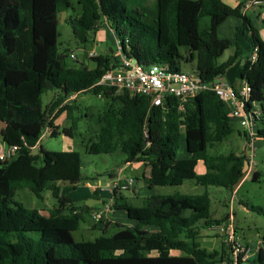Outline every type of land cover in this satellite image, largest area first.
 Returning a JSON list of instances; mask_svg holds the SVG:
<instances>
[{"label":"trees","instance_id":"1","mask_svg":"<svg viewBox=\"0 0 264 264\" xmlns=\"http://www.w3.org/2000/svg\"><path fill=\"white\" fill-rule=\"evenodd\" d=\"M78 17L66 22L80 44L88 42L106 23L121 46V52L139 64L181 70L180 61L195 63L204 83L224 76L237 58L240 45L248 42V55L257 47V59H246L241 68L251 88L250 102H264V41L241 14L244 2L232 8L223 0H77ZM69 0H0V132L7 147H16L0 162V264H218L229 261V248L209 252L200 245L202 229L220 222L210 218V199L174 193L152 195L140 207L114 201L115 211H124L132 227L118 225L111 236L75 243L71 234L91 213L60 195L59 183L82 181L79 151L52 152L33 147L46 127L50 137L60 133L72 138L80 118L92 124V136L84 145L87 155L120 152L124 163H145L150 188L181 186L187 181L204 189L221 187L233 191L243 179L247 157L243 154L210 156L208 150L232 133L226 106L211 91L179 101L166 98L161 107L149 108L148 99L115 88L96 85L111 64L112 55L90 58L69 65L67 52L57 44L60 13L68 12ZM228 18H241L233 40L219 38L217 29ZM233 48L226 62L217 60ZM183 49V54L180 53ZM56 97L42 108V95ZM93 92L106 100L102 113L75 116L77 107L66 100L72 94ZM62 113L70 126L59 131L53 121ZM257 140H264V120ZM181 130L184 155L178 157ZM83 144V143H82ZM201 164L205 172L197 174ZM255 178V177H254ZM28 188L37 198L49 190L56 205L48 215L28 210L13 201L14 191ZM253 210V209H252ZM258 264H264L260 250ZM240 264V262L238 263Z\"/></svg>","mask_w":264,"mask_h":264},{"label":"rangeland","instance_id":"2","mask_svg":"<svg viewBox=\"0 0 264 264\" xmlns=\"http://www.w3.org/2000/svg\"><path fill=\"white\" fill-rule=\"evenodd\" d=\"M69 1L70 7L68 9L67 16L78 17L80 14V8L77 4V0ZM259 19L260 20L258 22H256V20H251V25L253 28L255 27L254 29L258 33L260 39L264 41V16ZM235 20L236 19L231 18L223 23L217 30V36L219 38L232 40V29ZM57 44L60 52H67L68 55H75L76 60H68L69 65L72 67H78L79 62L81 61L82 63L85 62V65L88 68H94V61L88 58L89 52H93L96 56L113 55L115 57H119L117 42L112 31L107 26H102L99 28L95 35L91 34L87 43L80 44L74 37L69 24L66 22H60V18H58ZM243 46L245 49L247 48V45ZM234 51L235 50L233 48L228 49L217 60V62L219 64L226 62L228 57L233 55ZM180 53L183 54V49H180ZM231 67L232 65L228 69ZM180 68L183 72L188 74H196L194 62L186 63L181 60ZM230 75L233 81L238 78V75L235 76V69H232ZM226 79L227 77L224 76V78H221V81L225 84H228L226 83ZM120 93L121 92H116V94ZM55 95V91H48L42 95L41 103L43 109H45L51 103ZM67 104L77 107V112H75V116L77 117H82L84 114L89 116L93 114H99L102 113L106 108V100L98 95H95L93 92H86L76 95V97L72 100H69ZM57 120L58 124L62 125V127L57 126L59 131H62V129L70 126V123L66 117H57ZM91 128V122L85 118H80L79 128L72 138L66 137L60 133L56 137L46 136L42 138L40 142V145L45 151H79L81 153L80 170L83 179L74 186L66 183L60 184L61 196L69 197L78 206H86L90 201H92V195L95 192L99 196L98 201H100V203L93 206L94 209L97 210L85 215L84 222L80 224L77 231L71 234L75 243L93 241L95 238L100 236H111L116 231H118V228L108 221L110 214H106L102 220H95L94 213L103 211V203L111 198V193L109 191L110 188L108 189L107 187V179L112 172L116 173L117 169L123 167L124 155L120 152H115L110 155L85 154L83 148L92 136ZM232 129L233 133L226 140L217 144L213 149L208 150V155L218 156L228 155L230 153H240V155H247V151L243 150L242 138L240 135H238L241 129L238 122H232ZM183 146L184 141L181 132L180 150L178 154L182 153ZM38 152L39 148L33 149V153ZM252 160L253 166L250 171L251 174L249 173L243 179L237 188L235 195L231 197V191L221 187H207L206 191L210 199V211L212 212L211 217L213 216L214 218L220 219L227 214L229 215L231 211H233L235 215L234 230L237 240L249 245L252 249V252L253 250H257V248H260V250L264 252V140H258L255 143ZM142 171L143 167L138 169L135 167L132 169L127 167L123 172L126 177L136 176L140 179L142 177ZM121 183L122 181L117 179L112 182V184ZM189 184L193 185L191 181H187L181 186L156 187L155 193L158 195H172L174 193L200 194L205 191L201 186H196V188L189 190ZM145 190H147V188H145ZM123 192H125V195L128 196L126 191ZM141 194H143V192ZM13 201L20 204L25 209L37 210L41 215L45 216L48 215L49 211L56 205V202L49 190H44L41 193V198H37L29 191L28 188L16 189L14 191ZM225 219L226 220L224 221H216L220 222L219 225H222V222H224L223 224L225 225L229 222V216H227ZM217 226L218 225H216V227ZM206 232L207 230L205 229L201 230L199 237V239H201V247L209 252L215 250L218 251L220 249L221 240L220 242L218 239H215L211 242L203 240L204 238H210L212 240L214 239V236L207 237ZM224 245L226 244L224 243ZM257 258V255H253L252 253L248 256V262H242L240 264H258Z\"/></svg>","mask_w":264,"mask_h":264},{"label":"built area","instance_id":"3","mask_svg":"<svg viewBox=\"0 0 264 264\" xmlns=\"http://www.w3.org/2000/svg\"><path fill=\"white\" fill-rule=\"evenodd\" d=\"M264 0H247L244 2L242 10H248L255 6L262 5ZM119 57L117 62L111 64L102 74L96 85L115 88L116 92H128L131 95H139L148 99L149 108L161 107L166 98H175L179 101V109L183 110L182 103L189 97H194L203 91H211L226 106L229 117L238 122L244 137V151H247V168L243 179L250 173L253 166V151L257 141L258 123L261 119L260 108L250 102L251 88L245 78H241L240 85L234 88L217 78L213 83H204L195 74H188L182 70L175 72L166 66L153 64L145 66L139 64L134 58L127 57L121 52L118 44ZM93 52L88 53V58H94ZM70 60H76L74 54H69ZM257 59V47L248 55L247 60L252 65ZM72 94L65 103L76 97ZM52 128L46 127L34 148L40 149L42 138L51 136ZM16 151V147H6L0 153V162L8 160ZM122 170L119 171L121 173ZM242 179V181H243ZM133 185V179H128L121 184H111V192L125 191ZM114 201L109 200L103 205V211L94 213L95 220H102L104 216L113 211ZM222 241L229 248V261L222 260L218 264H238L246 262L252 253L249 245L237 240L234 226L229 217L228 224L222 229Z\"/></svg>","mask_w":264,"mask_h":264},{"label":"crops","instance_id":"4","mask_svg":"<svg viewBox=\"0 0 264 264\" xmlns=\"http://www.w3.org/2000/svg\"><path fill=\"white\" fill-rule=\"evenodd\" d=\"M247 0H229V1H225V0H223V2L226 4V5H228V6H230V7H232V8H234V7H236L239 3H242V2H246ZM241 14L242 15H244L245 17H247L248 18V20L250 21V23H251V20H256V22H258L260 19L259 18H261L262 16H264V3L262 4V5H259V6H255V7H253V8H250V9H248V10H242L241 11ZM66 16H67V13H66ZM228 19H231V18H228ZM228 19H226L223 23H225ZM232 19H236L235 20V22L233 23V31H232V37H233V32H234V28L236 27V26H240L241 25V23H242V20H241V18H232ZM222 23V24H223ZM221 24V25H222ZM220 25V26H221ZM232 25V24H231ZM103 27H105V26H107L108 28H109V26L106 24V23H104L103 25H102ZM255 28V27H254ZM110 29V28H109ZM219 29V28H218ZM217 29V30H218ZM111 30V29H110ZM97 32V31H96ZM95 32V33H96ZM95 33H94V35H95ZM114 35V34H113ZM114 37H115V35H114ZM115 40H116V42H117V47H118V44H119V42H118V40L116 39V37H115ZM232 40H233V38H232ZM243 45H247V48L245 49L244 48V46ZM248 47H249V43L248 42H245V43H243V44H241L240 45V51H238L237 52V58L235 59V61L233 62V64H232V67L230 68V69H227L226 70V72H225V74H224V76H226L227 77V79H226V83H228L230 86H232V87H234V88H237V87H239V85H240V80H241V68H242V66L244 65V61L247 59V57H248V53H247V49H248ZM234 54V53H233ZM113 56V55H112ZM231 56V55H230ZM113 57H115V56H113ZM115 58H117L118 59V57H115ZM81 63V61L79 62V64ZM78 64V65H79ZM84 65H85V62H84ZM238 68V69H237ZM232 69H235V76L236 75H238V78H236L234 81L232 80V77H231V75H230V72L232 71ZM224 76L223 77H221V78H224ZM231 82H233V83H231ZM56 95H57V93H56ZM56 95H55V97H56ZM54 97V98H55ZM53 98V99H54ZM52 99V100H53ZM259 108H260V110H261V119H260V121H259V123H258V128H262V126H263V124H262V120H264V102L263 103H261V105L260 104H258L257 105ZM64 117H66L65 116V114L64 113H62L61 115H59L58 116V118H64ZM53 126H55L56 128H57V126L59 127H62V125L61 124H58V120H57V118L53 121ZM2 128H3V124L2 123H0V132H1V130H2ZM181 132H182V135H183V141H184V132H183V130H181ZM238 135H240V137L242 138V144H243V150H244V137H243V133H242V130L240 129V131H239V133H238ZM258 140H260V139H258ZM257 140V141H258ZM256 141V142H257ZM6 145L4 144V143H2V141H1V136H0V153L1 152H3V151H5L6 150ZM40 147H42L41 145H40ZM237 155H240V153H236ZM186 156V154L184 155V146H183V149H182V153L181 154H178V157H185ZM127 167H129V168H133V167H135L136 169H138V168H140V167H143V171H142V177L139 179L138 177H136V176H132V177H126L125 175H124V170L127 168ZM120 170H122V172L121 173H119V171ZM196 172H197V174H199V175H201V174H203L204 172H205V169H204V167L201 165V164H199L198 166H197V168H196ZM148 174H149V167H148V165L147 164H145V163H131V164H127V163H124V165H123V167H121V168H119V169H117V171H116V173H114V172H112L109 176H108V179H107V187H108V189L110 188V185L112 184V182H114V180L115 179H117V180H120V181H122V183L123 182H126L128 179H133V185L132 186H130L127 190H125L127 193H128V196H126L125 195V192H123V191H115V192H111V190H109L110 191V195H111V198H109L108 199V201L109 200H113V201H115L116 200V202H120V203H123V204H126V205H129V206H133V207H140L141 205H142V202H143V199L144 198H146V197H149V196H152V195H158V194H156L155 193V189H156V187H154V188H150L147 184H146V179H147V177H148ZM141 182V183H140ZM241 182H242V180H241ZM240 182V183H241ZM139 183H140V185H139ZM193 183V182H192ZM240 183H239V185H240ZM60 184H62V183H59V185ZM66 184H69V183H66ZM70 185V184H69ZM192 185V184H191ZM190 184H189V186H188V189L190 190V189H194V188H196V184L195 183H193V185L191 186ZM239 185L231 192L232 194H231V197L233 196V195H235L236 194V190H237V188L239 187ZM71 186H74V185H71ZM198 187V186H197ZM145 188H147V190H145ZM200 189H201V187H200ZM207 189V188H206ZM206 189H204L205 191H206ZM201 191V190H200ZM143 192V194H141V193ZM202 192V191H201ZM207 192V191H206ZM200 194H202V193H200ZM200 194H190V195H200ZM142 196H144V197H142ZM99 200V196H98V194L95 192L93 195H92V201H90L86 206H88L89 208H91V212H94L95 210H97V209H94V205L95 204H99L100 203V201H98ZM108 201H106V202H108ZM104 202V201H103ZM106 202H104L103 204H105ZM241 202V201H240ZM239 202V203H240ZM242 203V202H241ZM99 210V209H98ZM108 214H110V216H109V219H108V221L110 222V223H112V224H114L117 228H118V225H123V226H129V227H132L133 226V222L132 221H129L128 219H127V217H126V214H125V212L124 211H122V210H120V211H115L114 210V208H113V211L112 212H110V213H108ZM211 214H212V212L210 211V218L212 219V220H214V221H216V220H226L225 218H227V216H229L230 217V219L232 220V224H233V226H234V220H235V215H234V213H233V211H231V213L228 215H226V216H223L222 218H214L213 216L211 217ZM224 222H222L221 224L222 225H219V224H216V225H218L217 227H216V225H211V226H209V227H207V228H205V230H207V237H211V236H214V239L212 240V239H210V238H204L203 240H205V241H207V242H211V241H214L215 239H218L219 240V242H220V240H221V242H222V236H223V232H222V229L225 227V225L223 224ZM228 224V223H227ZM234 228H235V226H234ZM200 240L201 239H199V242H200ZM221 242H220V244H221ZM221 249H219L218 251H220ZM217 251V250H216ZM259 251H260V248H257V250H253V255L254 254H256L257 255V257H258V254H259ZM251 253V254H252ZM263 255H264V252H263ZM246 262H248V260L246 261Z\"/></svg>","mask_w":264,"mask_h":264},{"label":"water","instance_id":"5","mask_svg":"<svg viewBox=\"0 0 264 264\" xmlns=\"http://www.w3.org/2000/svg\"><path fill=\"white\" fill-rule=\"evenodd\" d=\"M65 17H66V12L65 11L61 12L60 13V22H64Z\"/></svg>","mask_w":264,"mask_h":264}]
</instances>
